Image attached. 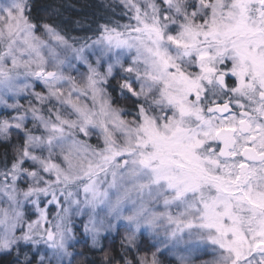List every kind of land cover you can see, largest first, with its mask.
Masks as SVG:
<instances>
[{
  "label": "snow or ice",
  "instance_id": "1",
  "mask_svg": "<svg viewBox=\"0 0 264 264\" xmlns=\"http://www.w3.org/2000/svg\"><path fill=\"white\" fill-rule=\"evenodd\" d=\"M100 8L0 0V258L264 264V0Z\"/></svg>",
  "mask_w": 264,
  "mask_h": 264
},
{
  "label": "trees",
  "instance_id": "2",
  "mask_svg": "<svg viewBox=\"0 0 264 264\" xmlns=\"http://www.w3.org/2000/svg\"><path fill=\"white\" fill-rule=\"evenodd\" d=\"M100 3L101 0H35V5L40 10L48 7L58 8L59 14L51 19L65 27L72 35L84 34V30L78 28L75 21H84L85 25L90 23L95 27L94 20L102 14ZM0 264H6L3 258H0Z\"/></svg>",
  "mask_w": 264,
  "mask_h": 264
}]
</instances>
